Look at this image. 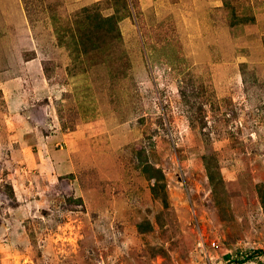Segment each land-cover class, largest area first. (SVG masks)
Wrapping results in <instances>:
<instances>
[{
    "label": "rangeland",
    "instance_id": "1",
    "mask_svg": "<svg viewBox=\"0 0 264 264\" xmlns=\"http://www.w3.org/2000/svg\"><path fill=\"white\" fill-rule=\"evenodd\" d=\"M122 1L0 0V264H264V0Z\"/></svg>",
    "mask_w": 264,
    "mask_h": 264
},
{
    "label": "trees",
    "instance_id": "2",
    "mask_svg": "<svg viewBox=\"0 0 264 264\" xmlns=\"http://www.w3.org/2000/svg\"><path fill=\"white\" fill-rule=\"evenodd\" d=\"M118 2H123L122 0H117ZM88 15L84 17V20L79 23V27L82 25L88 26L85 30L78 27V33L74 36L75 40L81 46L82 54H89L92 50L99 49V45L95 43V40L100 37V40H105L107 37L112 35H120L118 25L125 18L122 11L116 10V13L109 17H104L100 13L92 15L87 11ZM253 20V19H251ZM234 25L244 23L247 21H241L239 17H235ZM84 30V31H83ZM264 203V199L262 197Z\"/></svg>",
    "mask_w": 264,
    "mask_h": 264
}]
</instances>
